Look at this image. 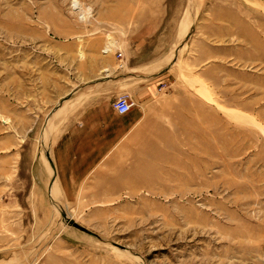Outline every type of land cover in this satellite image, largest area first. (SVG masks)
<instances>
[{
	"label": "rangeland",
	"instance_id": "1",
	"mask_svg": "<svg viewBox=\"0 0 264 264\" xmlns=\"http://www.w3.org/2000/svg\"><path fill=\"white\" fill-rule=\"evenodd\" d=\"M142 37L164 55L142 58L155 97L102 163L116 194L52 200L35 179L62 129L14 77L69 41ZM59 238L92 264H264V0H0V259L42 264Z\"/></svg>",
	"mask_w": 264,
	"mask_h": 264
},
{
	"label": "crops",
	"instance_id": "2",
	"mask_svg": "<svg viewBox=\"0 0 264 264\" xmlns=\"http://www.w3.org/2000/svg\"><path fill=\"white\" fill-rule=\"evenodd\" d=\"M148 40L142 37L124 44L117 42L116 49L109 53L103 49L108 43L104 38L84 48L80 40L69 41L61 49L59 68L47 64L48 60L40 63L38 59L34 68L30 65L27 83H20L17 88L14 77L13 100H30L34 110L29 111H35L37 121L48 116L54 129H62L55 139L51 135L49 165L41 164L45 170L50 168L52 176L43 178L40 175L35 179L45 186L52 200H107L116 194V188H108L109 182L104 181L105 170L110 166L103 167L102 163L117 150L126 134L145 119L140 111L155 97L156 87L148 83L156 80L157 72L148 70L158 62L142 58L148 54L152 58L162 56L164 49ZM148 44L154 46L152 53L146 49ZM71 56L74 58H69ZM124 95L136 104L129 113L120 115L114 109L101 111ZM93 194L99 196L93 198ZM88 254L76 241L59 238L46 249L40 263L92 264L85 263ZM13 260L14 256L0 259V264H11Z\"/></svg>",
	"mask_w": 264,
	"mask_h": 264
},
{
	"label": "built area",
	"instance_id": "3",
	"mask_svg": "<svg viewBox=\"0 0 264 264\" xmlns=\"http://www.w3.org/2000/svg\"><path fill=\"white\" fill-rule=\"evenodd\" d=\"M118 56H121V54ZM135 105V102H133L129 96L124 95L115 99L113 108L118 114L125 115L129 113Z\"/></svg>",
	"mask_w": 264,
	"mask_h": 264
},
{
	"label": "water",
	"instance_id": "4",
	"mask_svg": "<svg viewBox=\"0 0 264 264\" xmlns=\"http://www.w3.org/2000/svg\"><path fill=\"white\" fill-rule=\"evenodd\" d=\"M70 224H71V226H73V227H75V228H77V229H79V230H82L83 232H87V233H88L87 230H85L84 228H82V227L79 226L78 224H76V223H74V222H70Z\"/></svg>",
	"mask_w": 264,
	"mask_h": 264
},
{
	"label": "bare ground",
	"instance_id": "5",
	"mask_svg": "<svg viewBox=\"0 0 264 264\" xmlns=\"http://www.w3.org/2000/svg\"><path fill=\"white\" fill-rule=\"evenodd\" d=\"M108 52V51H107Z\"/></svg>",
	"mask_w": 264,
	"mask_h": 264
}]
</instances>
